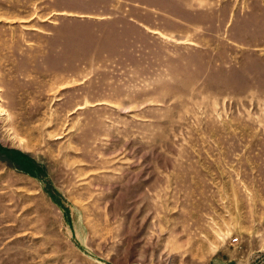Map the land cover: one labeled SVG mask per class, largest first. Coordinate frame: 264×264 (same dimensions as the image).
<instances>
[{
	"label": "rangeland",
	"instance_id": "obj_1",
	"mask_svg": "<svg viewBox=\"0 0 264 264\" xmlns=\"http://www.w3.org/2000/svg\"><path fill=\"white\" fill-rule=\"evenodd\" d=\"M0 264H264V0H0Z\"/></svg>",
	"mask_w": 264,
	"mask_h": 264
}]
</instances>
